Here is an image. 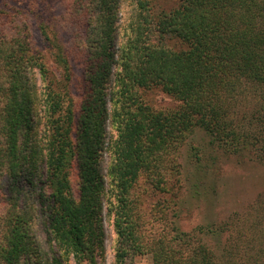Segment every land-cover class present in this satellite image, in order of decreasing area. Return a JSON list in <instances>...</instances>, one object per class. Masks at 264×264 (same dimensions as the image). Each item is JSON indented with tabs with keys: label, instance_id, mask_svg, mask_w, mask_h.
I'll return each instance as SVG.
<instances>
[{
	"label": "trees",
	"instance_id": "1",
	"mask_svg": "<svg viewBox=\"0 0 264 264\" xmlns=\"http://www.w3.org/2000/svg\"><path fill=\"white\" fill-rule=\"evenodd\" d=\"M70 5V23L85 26L89 43L79 115L63 47L52 41L56 73L32 47L25 13L0 8V264H46L39 226L55 248L50 264H106L107 191L112 264L147 254L152 264H264V193L244 216L190 231L174 223L177 209L165 213L167 233L156 238L142 232L133 194L143 172L160 179L165 156L195 129L204 137L193 149L209 159L220 152L264 163V0H179L158 14L151 0ZM158 87L180 105L146 103L141 90ZM111 124L103 174L98 156Z\"/></svg>",
	"mask_w": 264,
	"mask_h": 264
},
{
	"label": "rangeland",
	"instance_id": "2",
	"mask_svg": "<svg viewBox=\"0 0 264 264\" xmlns=\"http://www.w3.org/2000/svg\"><path fill=\"white\" fill-rule=\"evenodd\" d=\"M69 3V4H68ZM70 4L72 0H0V8L20 10L25 13L28 20L30 42L50 70L56 71L52 57V41L56 46L61 45L69 58L72 74L69 89L76 114L86 92L85 55L83 48L89 44L85 35V26L70 23ZM73 8L76 3L73 2ZM152 11L157 14L161 11H170L179 4V0H151ZM72 9V6H71ZM91 20L96 15L86 9ZM118 40H125L126 28H121ZM166 44L174 49L181 48L182 44L175 38L163 37ZM56 73H59L57 70ZM146 103L154 109H174L180 101L167 94L162 89L151 88L141 90ZM115 124L108 126L105 142L99 151L100 164L97 169L105 174L110 166L108 144L116 136ZM76 131V129H74ZM204 134L195 129L178 146L175 152L165 156L164 166L157 173L159 180L148 172H143L134 187V198L137 200V211L140 214L142 232L150 238L164 236L167 233V218L176 210L173 217L174 223L183 231H190L197 225L228 222L235 213L244 216L256 202L258 196L264 193V163H257L247 158L212 153L213 158L203 155L197 164V147H202ZM202 137V138H201ZM201 140V141H200ZM193 148H196L195 150ZM210 151H208L209 153ZM73 185L79 192L77 173L74 170ZM161 183V184H160ZM161 185V189L158 185ZM132 194V195H133ZM112 195L107 191L104 195V220L105 229V256L106 264L113 263L116 235L113 231L112 219L106 214ZM3 204L0 196V207ZM175 212V211H174ZM167 213V218L163 217ZM247 223H251L254 216H247ZM244 217L240 219L242 222ZM39 226V225H38ZM37 226V228H38ZM38 233L41 237L42 249L46 264H50L54 249L47 238V233L39 226ZM46 233V234H45ZM173 233V230H172ZM169 232V235L172 234ZM264 234V226L262 232ZM215 243L222 242L223 236H217ZM214 242V241H213ZM68 264H74L72 261ZM133 264H152L151 255H138L133 258Z\"/></svg>",
	"mask_w": 264,
	"mask_h": 264
}]
</instances>
